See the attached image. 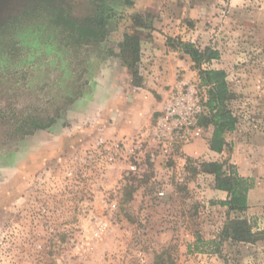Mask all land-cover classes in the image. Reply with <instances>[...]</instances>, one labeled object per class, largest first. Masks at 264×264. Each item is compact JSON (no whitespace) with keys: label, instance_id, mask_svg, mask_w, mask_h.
Segmentation results:
<instances>
[{"label":"rangeland","instance_id":"rangeland-1","mask_svg":"<svg viewBox=\"0 0 264 264\" xmlns=\"http://www.w3.org/2000/svg\"><path fill=\"white\" fill-rule=\"evenodd\" d=\"M52 2L58 11L42 0H0V264H264V235L253 243L221 238L229 219L264 231V0ZM134 3L141 14L129 20L125 6ZM96 9L105 26L86 41L58 16L70 13L78 26ZM163 11L185 30L166 39L175 52L188 56L181 43L218 52L201 69L225 72L237 122L221 154L210 155L213 127L201 125L202 116V136L176 151L184 182L168 180L158 199L151 168L142 177L123 167L99 176L79 158L107 137L112 112L151 75L141 42L164 22ZM125 35L139 38L135 64ZM213 162L252 180L244 213L219 205L214 177L201 167ZM100 223L106 229L95 238ZM198 238L219 242L217 251L196 250Z\"/></svg>","mask_w":264,"mask_h":264},{"label":"built area","instance_id":"built-area-1","mask_svg":"<svg viewBox=\"0 0 264 264\" xmlns=\"http://www.w3.org/2000/svg\"><path fill=\"white\" fill-rule=\"evenodd\" d=\"M206 111L201 87L193 81H179L168 91L153 124L129 137L99 136L79 158V165L82 170L97 171L99 176L123 167L127 176L142 177L151 168L150 180L157 186L155 196L162 199L169 186L168 180L176 184L184 182L185 162L181 159L182 163H178L176 151L202 136L199 120ZM115 208L116 204L111 203L110 209ZM105 229V223L98 224L94 237H100Z\"/></svg>","mask_w":264,"mask_h":264},{"label":"trees","instance_id":"trees-1","mask_svg":"<svg viewBox=\"0 0 264 264\" xmlns=\"http://www.w3.org/2000/svg\"><path fill=\"white\" fill-rule=\"evenodd\" d=\"M42 1L51 3L52 5L48 7L52 11L55 9H57L56 11L59 10L56 3L52 2L53 0ZM69 14H65L60 10L58 16L67 24L68 28L76 32L85 41L90 37L96 36L98 29H100L99 31L104 29L103 16L97 9L94 15L83 17L82 22L78 26H75L77 21L72 20ZM179 45H181L182 51L193 61L198 71L200 86L206 89L207 99L205 106L207 113L201 118L200 124L213 127L211 138L208 141L209 149L215 153H221L225 146L224 134L233 131L237 122L236 116L228 108L232 94L228 89L226 74L223 70L201 69L203 62L218 59L219 54L210 48L199 50L191 44L181 43ZM124 48L129 50L135 64L139 55V38L134 35H125ZM201 167H203V172L213 175L214 188L227 194V199L220 202V206L226 207L229 213H244L248 209V192L253 188L250 178L240 176L232 166L228 165L226 167L224 163H207L202 164ZM263 235L264 231L253 232L248 220L236 218L227 221L221 233V238L235 243H253L260 240ZM199 245L213 246L216 250L219 242L215 240L204 241L198 238L194 245L196 250L200 249Z\"/></svg>","mask_w":264,"mask_h":264},{"label":"crops","instance_id":"crops-1","mask_svg":"<svg viewBox=\"0 0 264 264\" xmlns=\"http://www.w3.org/2000/svg\"><path fill=\"white\" fill-rule=\"evenodd\" d=\"M130 1L135 2V0ZM146 2V6H149L150 2ZM125 9L127 12L132 11L129 12V15H131L129 20H134L136 13L141 14V10L138 9L136 3L125 6ZM162 18L164 22L160 23V26L153 25L154 29L152 28L153 30L151 29L149 32L152 36L151 39L141 42L140 61L147 68L148 65L146 63L149 62L150 67L148 70L152 71V73L149 76L141 77V86L133 88L130 95L124 97L123 102L116 108V112H112L113 123L109 127L103 125V132L107 137L114 138L118 132L121 133L120 137L133 136L145 130L158 117L168 91L176 83L179 81H190L191 79L199 81L197 72L191 68L192 63L189 57L175 52L166 43L167 37L182 36L185 30L176 27V23L170 24L167 22L168 18L164 11ZM211 69L221 70L220 68H214V66H211ZM176 73H179L180 80L176 79ZM203 89L207 99L206 89ZM211 135L212 132L209 134L210 138ZM207 144L206 146L209 148V144ZM186 148L188 146H184L182 149L187 151ZM191 151L199 152V150ZM207 151L210 155L219 156L221 154L215 153L210 149H207ZM216 192L220 200L225 201L227 199L226 192L220 190H216Z\"/></svg>","mask_w":264,"mask_h":264}]
</instances>
